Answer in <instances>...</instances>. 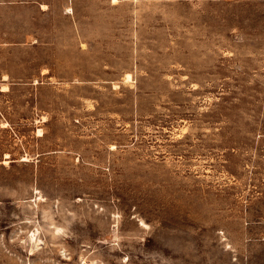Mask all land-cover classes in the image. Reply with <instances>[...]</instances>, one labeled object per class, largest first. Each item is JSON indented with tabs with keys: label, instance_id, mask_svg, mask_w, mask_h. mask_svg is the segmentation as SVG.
<instances>
[{
	"label": "rangeland",
	"instance_id": "374dc122",
	"mask_svg": "<svg viewBox=\"0 0 264 264\" xmlns=\"http://www.w3.org/2000/svg\"><path fill=\"white\" fill-rule=\"evenodd\" d=\"M0 264H264V0H0Z\"/></svg>",
	"mask_w": 264,
	"mask_h": 264
},
{
	"label": "bare ground",
	"instance_id": "6f19581e",
	"mask_svg": "<svg viewBox=\"0 0 264 264\" xmlns=\"http://www.w3.org/2000/svg\"><path fill=\"white\" fill-rule=\"evenodd\" d=\"M3 87H5V86H3ZM3 89H6V87L3 88ZM38 134H39V135L42 134V132H40V129H38ZM37 240H38V237H37L36 234L33 232V233L30 235V241H31L34 245H36V244H37Z\"/></svg>",
	"mask_w": 264,
	"mask_h": 264
}]
</instances>
